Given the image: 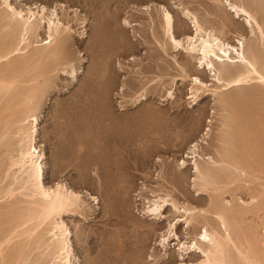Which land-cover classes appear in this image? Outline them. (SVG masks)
I'll return each instance as SVG.
<instances>
[{"label": "rangeland", "instance_id": "obj_1", "mask_svg": "<svg viewBox=\"0 0 264 264\" xmlns=\"http://www.w3.org/2000/svg\"><path fill=\"white\" fill-rule=\"evenodd\" d=\"M10 1L18 6H46L70 26L66 52L72 60L68 65L59 66L50 83L40 89L34 115L38 120L37 145L44 152L45 183L51 186L62 182L74 191H83L82 211L62 216L70 230L72 264L195 262L190 254H186L183 260L178 257L176 240L169 239L166 251L162 250L158 242L159 235L167 228L166 220L154 224L141 212L160 193L165 195L176 186L178 191L189 188L192 173L187 167L177 174L176 164L185 159L188 145L198 142L207 126L211 130L206 139L211 145L217 142L223 114L210 94L200 95L197 103L192 105L190 77H185V80L178 78L188 74L198 76L208 84L209 75L197 70L195 57L187 58L174 51L163 38L159 39L161 48L151 31L160 29L161 35V15L167 9L174 17L177 33L181 36L193 34L188 20H182L181 27V22H178L182 9L187 8L204 30L207 27V30L216 32L222 30V38L231 44L238 36L245 37V42L250 43L254 37L243 25L244 20L234 18L223 0ZM244 4L258 19L261 17V12L257 11L258 1L254 4V0H244ZM124 19L133 26L123 28ZM45 37L42 30L40 39ZM263 95L244 98L248 105L245 107L249 109L255 107L254 104L258 107L257 102L263 104ZM240 101L239 105L243 107L246 103ZM120 106L124 109L121 110ZM259 110L264 120V107ZM113 118L119 127L127 123L122 128L124 136L116 138L120 143L115 141L121 147L118 154L125 151L116 160H113ZM209 118L212 119L211 124L207 122ZM15 129L16 126L10 130L13 132ZM143 132L144 137H139ZM152 132L160 133L158 145L162 148L159 150L153 145L152 138L156 136ZM260 132L251 140H257L255 147L258 145L257 151L263 152L264 132ZM17 138L11 133L7 140L4 139L7 142H0L1 188L6 184L1 179L8 169L9 158L15 154L13 149L17 148ZM259 157H263V163L264 156L260 153ZM259 175H262L261 179L246 185L242 182L236 191L230 189L223 197L231 201L234 197L249 201L252 193L262 190L264 174ZM151 190L158 193L155 192V198ZM84 192L96 197L98 205ZM173 194L178 197L177 192ZM192 200L189 202L201 205L200 198ZM260 213L250 217L252 221L248 220L251 225L259 223V229L264 226V211ZM169 214L165 212L166 216ZM149 226L154 228L150 234L147 232ZM182 230L178 228L177 233L181 241H185V231ZM47 255L35 249L30 259L35 260L33 264H47Z\"/></svg>", "mask_w": 264, "mask_h": 264}, {"label": "bare ground", "instance_id": "obj_2", "mask_svg": "<svg viewBox=\"0 0 264 264\" xmlns=\"http://www.w3.org/2000/svg\"><path fill=\"white\" fill-rule=\"evenodd\" d=\"M257 1V11L261 12L259 19L244 0L222 2L234 18L244 20L243 25L254 37L250 43L245 42V37L238 36L231 44L222 38V30L223 34L217 29L218 33L207 30L208 27L204 30L197 17L185 7L178 20L179 26L182 20H188L193 34L181 36L177 33L174 17L167 9L161 15V35L160 29L151 31L161 48L159 39L163 38L174 51L187 58L195 57L197 70L209 75L208 84L198 76L182 74L178 78L190 77L192 105L197 103L200 95L210 94L223 114L220 115L217 142L211 145L206 139L211 130L207 126L198 142H190L185 159L176 162L177 174L187 167L192 173L189 188L182 187L178 191V187H174L172 191L177 192L178 197L173 196L172 191L165 195L159 192L157 199L150 200L152 203L141 212L154 224L166 220L167 228L159 235L158 245L166 251L169 239L176 240L177 255L181 260L186 254L195 258V262L188 264H264V226L259 229V223L251 225L248 222L250 217L264 211V182L262 190L252 193L249 201L240 197L231 201L223 197L230 189L236 191L242 182L249 184L261 179L259 174H264L263 157H259L260 153L264 156V151L258 152V145L255 147L254 144L257 140L252 141L258 131L264 132V120L259 114L264 103L257 102L258 107L254 104L255 107L248 109L244 99L264 94V0H254V4ZM58 15L43 5L18 6L10 0H0V142L7 140L11 133L19 137L17 148L13 149L15 154L9 158L8 169L1 179L6 184L3 188L0 186V264H33L35 260L30 257L35 249L48 254L47 264H72L70 230L62 216L82 209L83 191H74L62 182L51 186L45 183L44 152L37 145L38 120L34 115L40 89L50 83L59 66L68 65L72 60L66 52L70 26ZM122 26L129 28L133 24L124 19ZM42 30L46 33L45 39H40ZM239 101L246 103L245 108ZM211 120L209 118L207 122L211 124ZM14 125L16 129L12 132L10 129ZM124 125L119 127L113 118V160L125 152L118 154L121 147L116 139L124 134ZM157 133H154L156 137L152 138V144L159 150L162 147L158 143L160 133ZM202 146L206 148L202 149ZM208 148L212 150L208 151ZM151 191L155 198L156 191ZM194 198H200L201 205L189 202ZM89 199L97 204L96 197L89 195ZM167 211L169 216L165 215ZM178 228L185 231V241H181ZM147 232H154V228L151 226Z\"/></svg>", "mask_w": 264, "mask_h": 264}]
</instances>
